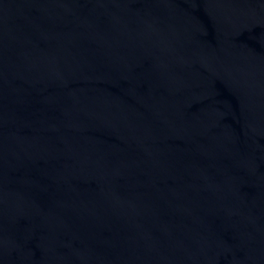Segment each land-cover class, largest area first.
Masks as SVG:
<instances>
[{"label":"water","instance_id":"95a60500","mask_svg":"<svg viewBox=\"0 0 264 264\" xmlns=\"http://www.w3.org/2000/svg\"><path fill=\"white\" fill-rule=\"evenodd\" d=\"M0 264H264V0H0Z\"/></svg>","mask_w":264,"mask_h":264}]
</instances>
